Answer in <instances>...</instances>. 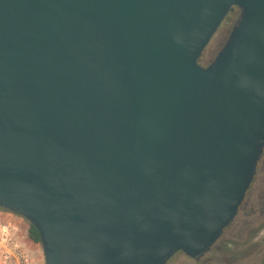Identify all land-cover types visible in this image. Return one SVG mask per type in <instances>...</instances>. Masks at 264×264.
Segmentation results:
<instances>
[{
	"label": "water",
	"instance_id": "obj_1",
	"mask_svg": "<svg viewBox=\"0 0 264 264\" xmlns=\"http://www.w3.org/2000/svg\"><path fill=\"white\" fill-rule=\"evenodd\" d=\"M263 153L264 0H0V211L45 264L197 259Z\"/></svg>",
	"mask_w": 264,
	"mask_h": 264
},
{
	"label": "rangeland",
	"instance_id": "obj_2",
	"mask_svg": "<svg viewBox=\"0 0 264 264\" xmlns=\"http://www.w3.org/2000/svg\"><path fill=\"white\" fill-rule=\"evenodd\" d=\"M236 18L237 11L234 10L225 20L216 37L209 45L204 57L201 60L202 64H206L212 60L218 51L223 47L226 35L225 32L228 29H233L235 22L233 20ZM258 217L259 215L257 214L255 217L250 218L253 225H256L259 220ZM245 220L246 219L242 214L237 217L233 228L225 231L224 237L218 245V248H221V250L212 251L211 254L204 258L202 261L203 263H198L184 254H179L172 261H170L169 264H226L228 261L227 259L230 257L235 258L237 264H264V233L261 232L258 238H251L249 240V237L247 238V234L245 233ZM0 223L11 225L12 227H18L20 229V246L21 248H25V250H23L24 254L28 257L33 256L34 264H39L38 258L36 257L37 255H33L32 243L28 239L30 223L18 215L5 211H0ZM246 239L249 241L248 243L246 242ZM21 243L24 244V247H22ZM248 246L251 247L248 249ZM39 247L41 252L40 264H45V256L42 246L39 245ZM6 256L7 255L0 253V257H3L0 264H24L22 259L20 262L19 257L16 259L13 255H10V260L5 263Z\"/></svg>",
	"mask_w": 264,
	"mask_h": 264
},
{
	"label": "flooded vegetation",
	"instance_id": "obj_3",
	"mask_svg": "<svg viewBox=\"0 0 264 264\" xmlns=\"http://www.w3.org/2000/svg\"><path fill=\"white\" fill-rule=\"evenodd\" d=\"M235 21V20H233ZM236 23V22H235ZM234 23V25H235ZM230 29H228L225 32V39L227 38V35H229ZM242 214L244 218L246 219L244 221L246 228H245V233L247 234V238L249 237V240L251 238H258V236L262 233H264V153L259 161L254 181L250 187V189L247 192L246 198L240 207L239 213L237 217ZM259 215V220L257 221L256 225H253L250 221V218L255 217L256 215ZM237 217L234 219V221L226 228V230H231L233 228V225L235 224V221ZM225 230V231H226ZM225 231L220 238V240L214 245V247L211 248L207 253L204 255L198 257L197 259H193L194 261H197L198 263H201L204 258L211 254L212 251L214 250H221V248H218L219 243H221ZM247 240V239H246ZM247 243L249 242L248 240L246 241ZM251 246H248V249ZM257 249V248H256ZM254 249V250H256ZM183 254V253H177L176 255L173 256V258L170 260L172 261L177 255ZM230 257V256H229ZM228 260V261H227ZM226 261V264H237L236 259L233 257L228 258ZM169 261V262H170ZM168 262V264H169ZM203 263V262H202Z\"/></svg>",
	"mask_w": 264,
	"mask_h": 264
},
{
	"label": "built area",
	"instance_id": "obj_4",
	"mask_svg": "<svg viewBox=\"0 0 264 264\" xmlns=\"http://www.w3.org/2000/svg\"><path fill=\"white\" fill-rule=\"evenodd\" d=\"M20 229L18 227H12L11 225L0 223V253L7 255L5 263L10 260V255H13L21 262V259L25 264L29 263L28 257L23 253L20 246ZM3 257H0V261Z\"/></svg>",
	"mask_w": 264,
	"mask_h": 264
},
{
	"label": "trees",
	"instance_id": "obj_5",
	"mask_svg": "<svg viewBox=\"0 0 264 264\" xmlns=\"http://www.w3.org/2000/svg\"><path fill=\"white\" fill-rule=\"evenodd\" d=\"M28 236H29V240L31 242H33L36 245H41L40 234H39L38 230L32 225H30L29 235Z\"/></svg>",
	"mask_w": 264,
	"mask_h": 264
},
{
	"label": "crops",
	"instance_id": "obj_6",
	"mask_svg": "<svg viewBox=\"0 0 264 264\" xmlns=\"http://www.w3.org/2000/svg\"><path fill=\"white\" fill-rule=\"evenodd\" d=\"M29 239V238H28ZM30 241V240H29ZM25 242V241H24ZM31 242V241H30ZM32 243V252H33V255H37L36 257L38 258V263L40 264V247H39V245H36V244H34L33 242H31ZM21 245H22V247H24V244H22L21 243ZM28 246H30L29 244H27ZM23 250H25V248H22V251ZM23 253H24V251H23ZM28 257V256H27ZM28 259H29V263L28 264H34V261H33V256L32 257H28ZM25 264V263H24Z\"/></svg>",
	"mask_w": 264,
	"mask_h": 264
}]
</instances>
